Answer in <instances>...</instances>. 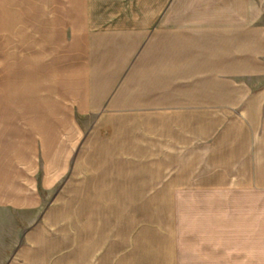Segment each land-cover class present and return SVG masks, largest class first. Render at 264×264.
<instances>
[{"label": "crops", "instance_id": "obj_1", "mask_svg": "<svg viewBox=\"0 0 264 264\" xmlns=\"http://www.w3.org/2000/svg\"><path fill=\"white\" fill-rule=\"evenodd\" d=\"M0 3L8 34L77 39L70 115L88 118L68 173L0 144V264H238L199 244L248 191L264 237V0Z\"/></svg>", "mask_w": 264, "mask_h": 264}, {"label": "rangeland", "instance_id": "obj_2", "mask_svg": "<svg viewBox=\"0 0 264 264\" xmlns=\"http://www.w3.org/2000/svg\"><path fill=\"white\" fill-rule=\"evenodd\" d=\"M10 6L13 7L0 3V144L9 142L11 155L13 150L16 153L14 157L23 153L24 158H30L36 178L60 167L55 160L60 157L64 161L63 172L68 173L69 161L75 158L86 135L85 131H79L78 145L71 147L75 133L70 131V124L77 118L80 127L88 124V118L70 115L78 103L73 99L77 91L71 84L74 70L71 59L78 50L77 39L8 34L15 22L11 19L13 12L7 9ZM55 108L62 112V132L50 122L53 118L50 113ZM7 134L10 135L8 141L4 138ZM24 163H28L27 160ZM66 177L67 174L63 188ZM59 189L60 185L55 191L63 190ZM62 194L63 202H69L67 192L63 190ZM53 199L54 191L47 196V204ZM250 206V191L242 192L238 210L223 219V227L208 229L209 233L201 237L206 240L200 239V250L222 252L225 257L234 255L239 259L238 264H250V254L264 252V242H254V239L264 240L262 234L254 237L253 230L250 233Z\"/></svg>", "mask_w": 264, "mask_h": 264}]
</instances>
